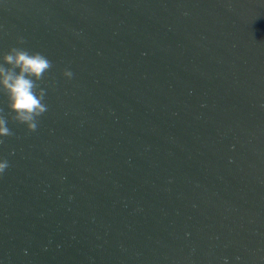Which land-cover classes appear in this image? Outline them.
I'll return each mask as SVG.
<instances>
[{"label":"water","instance_id":"obj_1","mask_svg":"<svg viewBox=\"0 0 264 264\" xmlns=\"http://www.w3.org/2000/svg\"><path fill=\"white\" fill-rule=\"evenodd\" d=\"M12 47L53 67L35 132L0 92V264H264V0H0Z\"/></svg>","mask_w":264,"mask_h":264},{"label":"clouds","instance_id":"obj_2","mask_svg":"<svg viewBox=\"0 0 264 264\" xmlns=\"http://www.w3.org/2000/svg\"><path fill=\"white\" fill-rule=\"evenodd\" d=\"M18 43L24 44L26 41L21 37ZM52 67V62L42 53L19 47H12L0 62V92L7 97L10 119L25 125L30 133L37 130L38 118L48 110L44 103L46 92L38 82ZM63 75L71 79L74 74L66 69ZM7 123V118L0 114V137L13 135ZM3 143L4 140L0 139V144ZM8 167L6 159L0 161V174Z\"/></svg>","mask_w":264,"mask_h":264}]
</instances>
